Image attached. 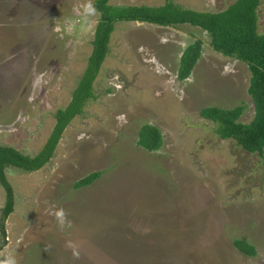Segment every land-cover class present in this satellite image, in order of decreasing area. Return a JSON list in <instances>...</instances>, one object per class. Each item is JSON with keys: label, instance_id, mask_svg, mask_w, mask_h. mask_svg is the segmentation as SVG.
Instances as JSON below:
<instances>
[{"label": "rangeland", "instance_id": "rangeland-1", "mask_svg": "<svg viewBox=\"0 0 264 264\" xmlns=\"http://www.w3.org/2000/svg\"><path fill=\"white\" fill-rule=\"evenodd\" d=\"M167 0H110L158 6ZM221 11L236 0H173ZM95 0H0V144L36 155L72 99L101 17ZM264 33V0L260 10ZM203 38L191 76L179 78L188 45ZM190 24L118 21L95 81L96 97L65 130L39 170L6 169L14 210L6 221L14 264H264V157L204 118L208 106L244 105L249 66L216 51ZM145 124L163 146L138 144ZM93 171V184L76 182ZM7 192L0 182V213ZM236 239L257 247L240 251Z\"/></svg>", "mask_w": 264, "mask_h": 264}, {"label": "trees", "instance_id": "trees-1", "mask_svg": "<svg viewBox=\"0 0 264 264\" xmlns=\"http://www.w3.org/2000/svg\"><path fill=\"white\" fill-rule=\"evenodd\" d=\"M263 0H236L221 11H200L185 7L173 0L165 4L114 5L110 0H95L94 6L101 17L96 26L93 51L88 66L81 76L66 107L56 112V124L42 150L27 155L16 147L0 144V182L7 192L5 213L14 210V189L6 175V169L16 167L28 172L44 167L55 155L63 134L73 119L84 112L90 99L96 97L95 81L109 55L110 42L118 21H141L165 27L190 24L200 27L211 36L210 45L218 52L245 62L251 72L249 93L255 105V116L250 122L241 121L244 105L234 108L208 106L201 110L204 118L218 124L223 139H235L249 152L264 157V33L260 31V10ZM205 40L197 38L184 50L179 68V78H189L202 57ZM138 144L149 151L159 150L164 143L162 130L154 124H145L139 133ZM101 171H93L76 182V187L93 184ZM236 247L243 253L255 256L257 247L236 239Z\"/></svg>", "mask_w": 264, "mask_h": 264}, {"label": "flooded vegetation", "instance_id": "flooded-vegetation-1", "mask_svg": "<svg viewBox=\"0 0 264 264\" xmlns=\"http://www.w3.org/2000/svg\"><path fill=\"white\" fill-rule=\"evenodd\" d=\"M9 215V214H8ZM8 215L5 213V207L3 212L0 213V264H14L13 257L10 256L9 236L7 235V220Z\"/></svg>", "mask_w": 264, "mask_h": 264}, {"label": "water", "instance_id": "water-1", "mask_svg": "<svg viewBox=\"0 0 264 264\" xmlns=\"http://www.w3.org/2000/svg\"><path fill=\"white\" fill-rule=\"evenodd\" d=\"M137 22H139V23H145V22H141V21H137Z\"/></svg>", "mask_w": 264, "mask_h": 264}, {"label": "crops", "instance_id": "crops-1", "mask_svg": "<svg viewBox=\"0 0 264 264\" xmlns=\"http://www.w3.org/2000/svg\"><path fill=\"white\" fill-rule=\"evenodd\" d=\"M145 23H147V22H145Z\"/></svg>", "mask_w": 264, "mask_h": 264}]
</instances>
